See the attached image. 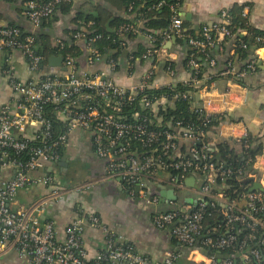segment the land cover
Wrapping results in <instances>:
<instances>
[{
    "label": "built area",
    "instance_id": "2783aa9c",
    "mask_svg": "<svg viewBox=\"0 0 264 264\" xmlns=\"http://www.w3.org/2000/svg\"><path fill=\"white\" fill-rule=\"evenodd\" d=\"M69 1L72 0H26L25 13L31 24L37 28L44 19L56 12L61 4ZM165 3V0H160L157 5ZM179 8L177 5L171 6L173 14L168 25V39L184 34L185 28ZM225 16L224 10L220 14V20L223 22L203 25L200 39L190 35L187 39L189 46L205 54V59L211 66L215 61L208 58L206 49L231 35L224 20ZM135 29L133 24L125 23L119 27L118 32L123 34ZM21 32L17 26L0 27V49L19 51L28 64L30 74L26 81H21L15 77L14 72L5 71L13 97L0 106V253L12 249L26 264L177 263L180 257L178 250L167 252L161 260H152L137 251L132 243L114 230L102 224L93 213L73 219L65 227L63 238L58 236L53 221L44 215L47 204L59 198L61 194V190L53 184L52 168L61 159L69 134L81 128L92 134L94 151L97 156L105 159L107 173L110 176H119L130 187H140L145 178H152L161 171L168 173L173 191L184 188L185 179L191 173L204 176L198 190L200 196L195 205L198 206L197 209L193 206L172 207L154 212L152 217L155 227L167 231L179 245L188 248V260L199 264H264V249L247 247L254 236H245L235 246L236 235L231 233L234 229L239 231V224L251 230L258 224L264 226V219L257 216L259 212L264 213V191L244 192V206L239 207L235 205V201L226 200L220 192L210 193L209 186L213 183L214 172L219 168L212 162H201L198 159L210 157L204 152L209 149L204 132L193 124L182 125L180 121L167 128H160L162 119L157 115V102L159 99L166 102L167 99L163 96L150 98L145 93L140 94L147 88H161L177 82L174 80L162 85L154 77V61L158 60L156 57L164 50L161 46L153 44L154 39L150 33L144 36L148 41L147 48L139 55L128 52L127 61H153L152 67L145 70L138 83L122 85L111 79L106 70H81L80 60L71 55H60L67 70L65 74L42 71L43 55L34 47V34L37 33L22 36ZM98 37L99 35H94L87 39L86 33L81 31L73 34L75 40L86 38L84 60L88 65L101 61L98 50L91 45ZM63 46L64 43L59 41L56 47L61 49ZM165 62L167 66L164 72L173 77L171 61ZM118 63L119 60L109 59L105 64L113 69ZM187 64L195 70L200 66L193 54ZM246 68L254 70V61L249 62ZM219 74L240 77L245 74V69L236 72L234 64L229 60L228 68ZM231 80L233 83H230ZM178 81L190 86H200L203 79L190 74ZM211 84L212 82L207 88L199 87L194 99L195 110L203 114L205 121L210 116L232 112L245 98L244 92L232 90V84L238 86V83L227 79L223 92L213 90L219 98V101L215 102L204 97ZM245 88L241 90L244 91ZM136 99L141 110H151L156 127H150L152 120L146 115H141L139 109L133 111L130 116L123 113L124 105L131 104ZM52 118L63 123V131L55 130ZM234 138L236 142L243 143L246 155L251 146L247 130L243 128ZM182 140L191 141V146L186 152L179 150V142ZM195 142H201V147L197 148ZM255 158L252 160V169ZM240 171L241 169H238L241 174ZM34 173L37 175L33 176ZM227 173H230V170ZM247 177L261 181L260 176L253 173H248L244 178ZM32 184H41L48 190L31 204L18 206V190ZM247 186L249 188L250 184ZM88 187L84 185L76 191ZM205 196L212 199L211 206H214L216 201L222 206L221 214L226 235L201 237L202 233H205ZM144 198L148 204H156L159 201L156 195H144ZM86 224L100 228L104 235V247L94 255H90L83 244L82 232ZM258 243L264 244V238ZM196 255L200 259H196Z\"/></svg>",
    "mask_w": 264,
    "mask_h": 264
},
{
    "label": "crops",
    "instance_id": "0c3cea01",
    "mask_svg": "<svg viewBox=\"0 0 264 264\" xmlns=\"http://www.w3.org/2000/svg\"><path fill=\"white\" fill-rule=\"evenodd\" d=\"M234 3L244 5L243 13L249 25L264 29V0H182L179 13L182 15V11L186 9L185 11L190 13V19H185L182 16L183 21H188L189 27L197 30L196 27L202 23L219 21V14ZM97 5L109 7L103 0H72L69 8L58 9L35 28L26 16L24 1L0 0V27L11 25L17 26L24 33L43 32L50 39L52 46L56 47L59 41L73 37L75 31L72 32V30L77 27V24H82L81 20H74L76 14L79 12L84 15L92 14L91 12L97 13ZM242 33L245 34L246 31L243 30ZM77 41L83 47L84 55L86 42L83 38L77 39ZM219 43L211 47V57L222 61L226 57H232L234 48L232 46L223 48ZM140 44L148 46L146 38L140 34L127 41L128 47L124 48L118 65L113 69L102 61L88 65L84 56L80 59V68L91 72L106 70L108 76L119 84H136L145 70L153 65V61L145 62L138 59L127 61L128 54L136 52ZM162 49L164 51L156 57L158 60L154 61L156 66L154 77L158 83L164 85L174 80L187 78L190 74L181 64H177V71H174L173 77L164 72L163 67L161 69L160 66L166 60L176 63L180 61V49L175 44V38L165 40ZM250 53L251 57H255L257 60L256 69L251 71L247 77L248 89L246 87L244 91L241 90L245 86L238 82V86L232 84L233 91L244 92L245 96L243 102L236 107L237 109L232 110L236 121H223L217 127H212V130H216V134L209 133L206 142L209 149L216 146V143L221 139H231L233 142L239 143L234 137L240 134L243 128L246 129L251 140L262 143V148L256 155L252 172L259 175L260 182H262L264 176V46L250 50ZM51 57L61 58L57 52L53 51ZM50 58L43 65L42 71L59 75L65 74L67 70L63 66L62 58L59 64H55L56 61ZM232 59L234 58L229 60L233 62L235 68L239 67L240 64L237 66L234 63L237 57L235 60ZM6 70L14 72L15 77L21 81H26L30 75L28 64L19 51L0 49V106L13 97L7 79H5ZM230 83L233 81L231 80ZM210 87L204 97L217 102L219 101L218 94L213 90L223 92L226 88V81L219 79L212 82ZM229 102L232 101L229 100ZM190 146L191 141L182 140L179 142L181 152H186ZM61 158L62 162L67 163L66 167L55 164L52 168L53 184L61 190V194L59 198L47 204L44 212L45 217L53 221L60 238H63L65 227L73 219L93 213L98 216L102 224L114 230L123 239L132 243L137 251L152 260H161L167 252L178 250V243L173 242L167 231L155 227L152 217L154 212L165 211L172 207L192 206L186 200L199 198L198 190L202 184V175L189 174L194 177L193 182L198 188L185 183L184 188L174 190L176 195L174 200L163 195L164 191L173 190V186L168 180V173L164 171L158 172L152 178H145L140 187L138 185L130 187L119 176H110L107 173L105 159L97 156L94 151L92 134L81 128L75 129L69 134ZM57 174L59 179L55 177ZM32 175L35 176L37 173ZM84 185L89 187L79 192L76 191L78 187ZM136 186H138V190H135ZM21 189L23 190L21 193L27 198V205L38 200L48 190L41 184H32ZM144 195L146 197L156 195L159 201L156 204H148ZM243 204L244 201H241L238 206ZM82 240L90 255L101 250L105 244L102 230L89 224L83 228ZM11 256H14L12 262L7 260V263L4 264H26V261L20 259L17 254L13 253ZM195 257L200 259L197 255ZM181 264H185V259L181 260Z\"/></svg>",
    "mask_w": 264,
    "mask_h": 264
},
{
    "label": "trees",
    "instance_id": "16d2710c",
    "mask_svg": "<svg viewBox=\"0 0 264 264\" xmlns=\"http://www.w3.org/2000/svg\"><path fill=\"white\" fill-rule=\"evenodd\" d=\"M21 1L25 2L26 0ZM35 1L44 2L46 0ZM103 1L109 7L97 5L96 15H84L80 12L76 14L74 20L79 19L82 24H77V27L74 28L72 32H85L87 39L90 36L99 35V37L91 43V45L98 50L100 60L104 63H106L109 59L118 61L124 48L128 47L127 41L131 40L138 34L145 36V34L150 33L154 39L153 44L155 46L162 47L164 41L168 39L166 38L168 25L173 14L171 6H180L182 3V0H165L166 3L164 5L158 6L157 4L160 0ZM71 2L72 1L61 4L57 10H65L69 8ZM243 9V4L234 3L231 7L225 10L226 16L224 17V20L226 22V26L231 32V35L225 36L220 41L219 45L223 48L232 46L234 48V54L232 57H226L227 59L225 58L223 61L211 57L210 49L217 44L214 43L211 47L206 49L208 58H213L215 61V64L212 66L209 64L208 60L205 59V54L200 51L198 52L187 43L189 35L200 39L201 27L205 24L208 25V23H202L200 26L196 27L197 30H195L194 28L189 27L188 21H183V26L185 28L184 34L182 36L175 37V44L180 49L179 55L181 58L177 63L170 62V66L176 72L177 64H181V66L188 71L189 74L203 79V82L200 86H190L177 81L170 86L147 88L145 91L140 93H145L150 98L153 96H158V98L163 96L167 99L166 102H162L161 99L157 102V115L162 119V125L160 128H167L170 125L175 124L177 121H180L182 125L193 124L204 132L205 139H207V135L209 133L216 134V130H212V127H217L220 122L236 121L233 111L237 108L230 113L225 112L216 116H210L207 118V121H205L203 114L195 110L194 99L199 87L207 88L211 82H216L219 79L224 81L227 79H233L248 89L249 84L247 83V77L253 70L246 68V65L249 62L254 61V69H256L257 58L251 57L250 50L264 46V29L249 25L248 20L243 13ZM108 21L109 27L112 31H108L106 29V23ZM221 22H223V20ZM125 23L133 24L136 28L135 31H128L123 32V34H119V27ZM88 24L89 26L87 27L86 25ZM243 30L246 31L245 34L242 33ZM211 33L214 34L213 31ZM25 34L27 33L21 32L22 36ZM86 38H83L85 42ZM62 42L64 43V46L59 49L58 47L52 46L50 39L43 32L34 34V47L43 55L42 66L47 63L52 51L57 52L62 57L65 55H71L76 57L77 60H80L82 56H85V54L83 55V47L72 36L69 39H63ZM243 44L246 46L244 47ZM146 48L147 46L145 44H140L136 52L132 54L139 55L140 52L144 51ZM191 54H193L196 61L200 64L197 70L192 69L187 64ZM236 57L237 60L234 63L236 65L240 64L239 67L235 68L236 72H240L245 69V74L240 77H236L234 75L221 76L219 73L228 68L229 59L234 58L232 60H235ZM160 66L161 69L162 67L165 69L167 62H163ZM184 94H186V96H184ZM138 109L140 110L141 115H146L152 120L153 123L150 124V127H156V120L151 110H141L137 99L131 104L126 103L124 105L123 113L130 116L133 111ZM52 125L56 131L64 130L63 123L55 120L54 118H52ZM249 141L251 142V146L248 148L246 155L244 154L242 142L235 143L231 139H221L216 143V146L210 147V149L204 151L205 154L210 157L198 158L201 162H212L216 168H219V170L214 172L213 183L209 186L210 193L215 194L220 192L224 194L226 200L235 201V205L237 207H239L238 203L243 201V193L248 191V186L243 183V179L248 173H252L254 171L251 166L252 160L262 148V143H257V140H251V136H249ZM195 146L197 148L201 147V142H195ZM142 150H146V148H142ZM248 158L250 160H247ZM238 169H241V174L238 172ZM228 170H230V173H227ZM222 172L223 174H221ZM204 201L206 202L203 207V226L205 233L203 232L201 237H205L207 235L212 237L226 235V229L223 228L224 218L221 214L222 206L217 201L214 206H211L210 203L212 202V199L208 196L204 197ZM195 208L197 209L198 206ZM257 216L264 219L263 212L257 213ZM239 226V231L236 229L231 231V233L236 235V240L234 242L235 246L245 236H254V239L248 242L247 247H256L259 250L264 249V244L258 243L261 238H264V226L258 224L253 230L245 227L244 225L239 224ZM212 228H215V230ZM172 239L173 242L176 241L174 238ZM176 242L175 244H177ZM177 245L179 246L178 250L180 252V257L176 264H181L182 259H185V264H199L186 259V255L188 253V248L186 246Z\"/></svg>",
    "mask_w": 264,
    "mask_h": 264
},
{
    "label": "water",
    "instance_id": "95a60500",
    "mask_svg": "<svg viewBox=\"0 0 264 264\" xmlns=\"http://www.w3.org/2000/svg\"><path fill=\"white\" fill-rule=\"evenodd\" d=\"M185 10L182 11V16H184L185 19H190V13L189 12H186ZM91 13L96 15L95 12H91ZM109 21L106 23V29L108 31H112V29L109 27ZM211 23L212 22H209L208 24L210 25ZM50 59L55 60L56 61L55 64H59L60 61H61V58H59V57H51ZM56 164H58V165H64L66 167V164L67 163L66 162H62V158H61V160H59ZM201 177L203 178L204 176L202 175ZM193 181H194V177L191 176V175L190 176H187L186 179H185V183L188 186H194L195 188H198V186L196 184H194ZM243 183L244 184H250V186L248 188V190L250 192H252V191H264V176L262 177V182H259L258 180H255L253 177H247V178H244L243 179ZM135 190H138V186L135 187ZM163 193H162L163 195H165L167 198H169L171 200L176 199V195L174 194V192H173L172 189H170L168 191H164ZM186 201L189 202V203H191L193 207L197 203V200L196 199H187ZM188 211H190V210H188Z\"/></svg>",
    "mask_w": 264,
    "mask_h": 264
},
{
    "label": "rangeland",
    "instance_id": "374dc122",
    "mask_svg": "<svg viewBox=\"0 0 264 264\" xmlns=\"http://www.w3.org/2000/svg\"><path fill=\"white\" fill-rule=\"evenodd\" d=\"M5 79H6V77H5ZM55 177H56V179H59L58 178V174L55 175ZM22 191H23L22 189H19L18 192H17L16 199L19 202L18 206L19 205H23V206L27 205V198H26V196L24 194L21 193ZM12 252L14 253V255H16L15 251L12 250V249H6L3 252H1L0 253V264L7 263L6 262L7 260H10V262H12V260L14 258V256H11L13 254Z\"/></svg>",
    "mask_w": 264,
    "mask_h": 264
}]
</instances>
